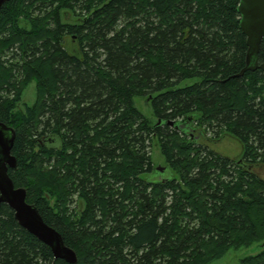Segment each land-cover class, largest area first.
Wrapping results in <instances>:
<instances>
[{
	"label": "trees",
	"instance_id": "1",
	"mask_svg": "<svg viewBox=\"0 0 264 264\" xmlns=\"http://www.w3.org/2000/svg\"><path fill=\"white\" fill-rule=\"evenodd\" d=\"M237 4L1 5L0 123L14 132L16 159L8 174L76 262L54 259L0 202V264H212L264 242V179L255 171L264 164V71L239 75L247 45ZM30 82L32 104L22 99ZM208 130L235 138L240 158L195 139ZM152 141L170 170L155 181L146 178L162 173ZM237 264H264V247Z\"/></svg>",
	"mask_w": 264,
	"mask_h": 264
},
{
	"label": "water",
	"instance_id": "2",
	"mask_svg": "<svg viewBox=\"0 0 264 264\" xmlns=\"http://www.w3.org/2000/svg\"><path fill=\"white\" fill-rule=\"evenodd\" d=\"M7 0H0L1 5ZM239 28L246 36L245 65L239 75L256 69L264 71V59L259 62L258 52L264 38V0H238ZM161 119L157 120L159 123ZM173 125L174 121H168ZM14 132L0 123V202L7 204L13 211V217L26 231L34 235L42 243L49 246L54 259H63L69 263L76 262L75 252L65 245L60 233L48 225L37 208L26 201V191L15 187L8 174V169L16 165L11 153ZM165 167L158 166L156 171L163 172Z\"/></svg>",
	"mask_w": 264,
	"mask_h": 264
},
{
	"label": "rangeland",
	"instance_id": "3",
	"mask_svg": "<svg viewBox=\"0 0 264 264\" xmlns=\"http://www.w3.org/2000/svg\"><path fill=\"white\" fill-rule=\"evenodd\" d=\"M188 83V81H184L182 84ZM22 99L24 102L32 104L35 99V88L34 83L30 82L25 90L23 91ZM136 107L140 110V112L147 118L149 121L154 122L155 117L152 114L150 106L147 104L144 98L135 97L134 98ZM199 131V130H198ZM198 131H193L195 135V139H198L200 143L206 144L209 148L218 152L221 155L230 157L232 159H239L241 153V145L240 143L233 137L229 135H220L219 137H214V134L209 130L204 132L203 134ZM149 153L151 154V161L156 169L158 166L164 165V157L162 156L160 146L157 142L152 141L149 147ZM255 171L257 174L264 179V164H259L255 167ZM170 174V170L166 167L164 174H157L155 171L148 172L146 174V178L148 180H158L159 178L168 177ZM75 200V199H73ZM72 202V201H71ZM76 205V201L72 202L71 207ZM264 247V242L260 244H254L249 248H241L239 250H231L226 255L221 257L220 259L212 262V264H237L238 259L245 254H254L258 250Z\"/></svg>",
	"mask_w": 264,
	"mask_h": 264
},
{
	"label": "flooded vegetation",
	"instance_id": "4",
	"mask_svg": "<svg viewBox=\"0 0 264 264\" xmlns=\"http://www.w3.org/2000/svg\"><path fill=\"white\" fill-rule=\"evenodd\" d=\"M164 166V165H163ZM164 171H165V169H164ZM161 174H164V172H162Z\"/></svg>",
	"mask_w": 264,
	"mask_h": 264
}]
</instances>
